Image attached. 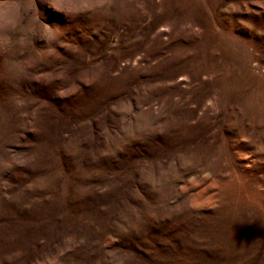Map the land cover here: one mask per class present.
Listing matches in <instances>:
<instances>
[{
    "label": "rangeland",
    "instance_id": "1",
    "mask_svg": "<svg viewBox=\"0 0 264 264\" xmlns=\"http://www.w3.org/2000/svg\"><path fill=\"white\" fill-rule=\"evenodd\" d=\"M20 2L0 264H264V0Z\"/></svg>",
    "mask_w": 264,
    "mask_h": 264
},
{
    "label": "clouds",
    "instance_id": "2",
    "mask_svg": "<svg viewBox=\"0 0 264 264\" xmlns=\"http://www.w3.org/2000/svg\"><path fill=\"white\" fill-rule=\"evenodd\" d=\"M49 6L66 17H71L82 11L87 10L90 6L83 3L69 2L63 6L56 2V0H49ZM31 5H25L20 0H0V30L5 32L10 30H16L20 26L21 20L27 14V9H30ZM59 35L58 30L45 26L40 34V39L43 40H55ZM8 39L5 37L4 44L8 45ZM11 70L14 72H23V66L17 67L14 62L11 65Z\"/></svg>",
    "mask_w": 264,
    "mask_h": 264
}]
</instances>
